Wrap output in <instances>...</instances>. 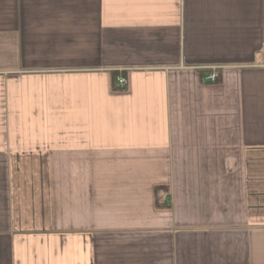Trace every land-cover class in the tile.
I'll return each instance as SVG.
<instances>
[{"label":"crops","instance_id":"1","mask_svg":"<svg viewBox=\"0 0 264 264\" xmlns=\"http://www.w3.org/2000/svg\"><path fill=\"white\" fill-rule=\"evenodd\" d=\"M0 264H264V0H0Z\"/></svg>","mask_w":264,"mask_h":264},{"label":"built area","instance_id":"2","mask_svg":"<svg viewBox=\"0 0 264 264\" xmlns=\"http://www.w3.org/2000/svg\"><path fill=\"white\" fill-rule=\"evenodd\" d=\"M217 78H218V74L215 73V72L210 73V74L207 76V79H208L209 81H212V82L216 81ZM117 81H118V84H120V85H125V84H127V82H128L127 79H126L125 77H122V76L118 77V78H117Z\"/></svg>","mask_w":264,"mask_h":264}]
</instances>
